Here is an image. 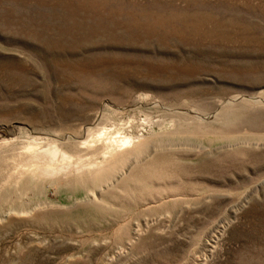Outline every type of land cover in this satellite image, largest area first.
Instances as JSON below:
<instances>
[{"label":"rangeland","instance_id":"374dc122","mask_svg":"<svg viewBox=\"0 0 264 264\" xmlns=\"http://www.w3.org/2000/svg\"><path fill=\"white\" fill-rule=\"evenodd\" d=\"M0 264H264V0H0Z\"/></svg>","mask_w":264,"mask_h":264},{"label":"bare ground","instance_id":"6f19581e","mask_svg":"<svg viewBox=\"0 0 264 264\" xmlns=\"http://www.w3.org/2000/svg\"><path fill=\"white\" fill-rule=\"evenodd\" d=\"M133 140L127 136H113L108 137L105 136L104 141V151H102V157L105 160H108L111 156L115 155H122V153H126V149L132 147ZM33 145V144H32ZM36 146V145H35ZM43 147H35L33 148L31 145L29 146V150L33 153L34 156L41 151H46V154L51 158H57L59 156V152L56 148H49V149H42ZM61 157L65 158L66 155L62 154Z\"/></svg>","mask_w":264,"mask_h":264}]
</instances>
